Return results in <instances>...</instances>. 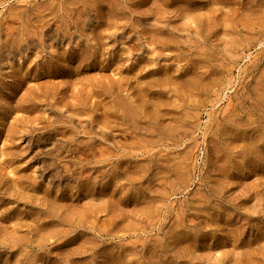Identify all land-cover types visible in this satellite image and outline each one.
I'll return each instance as SVG.
<instances>
[{
  "label": "rangeland",
  "instance_id": "374dc122",
  "mask_svg": "<svg viewBox=\"0 0 264 264\" xmlns=\"http://www.w3.org/2000/svg\"><path fill=\"white\" fill-rule=\"evenodd\" d=\"M0 264H264V0H0Z\"/></svg>",
  "mask_w": 264,
  "mask_h": 264
}]
</instances>
